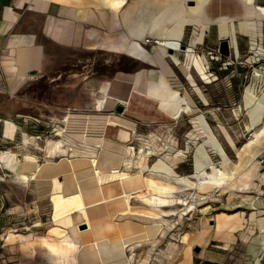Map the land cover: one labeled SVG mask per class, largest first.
Here are the masks:
<instances>
[{"label": "bare ground", "instance_id": "1", "mask_svg": "<svg viewBox=\"0 0 264 264\" xmlns=\"http://www.w3.org/2000/svg\"><path fill=\"white\" fill-rule=\"evenodd\" d=\"M82 1L85 3L83 8L68 13L73 12L72 16L81 21L108 28L106 32H97V35L89 32L88 47L105 49L112 54H127L160 69L144 68L137 73L120 71L111 82L100 87L101 97L95 102V109L104 115L97 120L101 125L98 129L99 142L94 146L88 145L87 140L92 131L89 124H86L81 137L82 149L74 154L77 158H66L68 165L74 168L72 175L76 176L80 171L82 177L76 181V190L67 194L62 192L59 181H54L53 192L48 198L51 207L48 236L54 241L61 240L69 245L78 235L83 244L81 254L86 264H163V258L174 259L180 252L183 257H187L197 238L195 233L189 231L172 233L165 249L159 248V254L155 258L149 259L146 256L142 259L133 254L128 255V242L132 239L124 238L128 234L126 226H121L114 219L119 216L143 222L136 227L137 232L142 233L136 235L130 248L155 241L161 234L172 231L171 217L178 216L181 221L184 216L192 217L203 206L202 201L211 191L228 193L230 197L248 202L251 199L247 193L260 189L257 180L262 181L263 177L260 167L264 160V84L260 96L256 95L251 86L244 94V107L249 118L247 128L252 132L253 139L243 149H239L226 129L221 127L238 157V162L234 163L205 116H195V103L191 95L188 92L182 94L176 89L179 78L167 57L170 51L184 53L183 64L179 63L176 56L173 59L181 64L180 69L207 102L197 85L193 69L207 83L211 82L210 74L207 73L204 61L196 56L195 47L204 42L210 26L217 24L220 40L229 42L230 49L237 57L240 55L237 31L250 38L251 52L263 56L264 47L260 45L258 38L261 33L259 22L264 19V7L257 6L255 0H228L233 5L231 10H219V13L214 14L212 5L215 0ZM9 12L13 13L11 10ZM236 22H239L238 27ZM61 23H49L46 33L59 42H70L77 32L73 28L74 23ZM187 26H192L194 32L184 50L183 40ZM148 34L158 44L152 53L144 47ZM256 73V79L264 83L260 71L257 70ZM119 107L124 112L117 113ZM183 113L195 116L192 119L194 129L189 133V141L195 146L193 175L178 174L176 169L186 159V152L172 145L168 146L169 154L150 168L146 157L157 146L154 136L142 143L139 160L134 162L136 122L148 126L171 127ZM236 115L238 116L237 112ZM74 118L77 117L71 114L66 116L65 127L57 130L56 136L60 139H52L47 144L50 156L66 155L69 150L77 152L78 143L68 136L70 121ZM85 119L86 123L91 120L89 116ZM14 131L15 127L6 123V134L13 136ZM38 140L39 136L24 135V144L36 145ZM199 140L203 143L199 144ZM146 144L148 148H145ZM99 152L109 154L104 162L106 167L99 161ZM216 156L222 159L218 165L213 163ZM20 165L24 169L34 165L37 171L21 173L18 170ZM55 166V161L50 157H46L43 165L37 166L35 154L27 153L21 159L19 152H0V167L11 173L15 182L22 185L45 176V170ZM134 199L142 203V211L133 207ZM100 205H105L112 214L103 219L93 218L91 208H99ZM20 209L17 207L15 210ZM76 218H82L83 222L76 225ZM259 224L261 231L264 230V220H260ZM111 238L115 240L111 241ZM13 239L14 236L10 234L7 241L12 243ZM262 247L264 250V242ZM110 249L117 250L116 254L110 253Z\"/></svg>", "mask_w": 264, "mask_h": 264}, {"label": "rangeland", "instance_id": "2", "mask_svg": "<svg viewBox=\"0 0 264 264\" xmlns=\"http://www.w3.org/2000/svg\"><path fill=\"white\" fill-rule=\"evenodd\" d=\"M231 7L233 5L228 0H215L212 10L216 14L219 13V10L230 11ZM37 22L41 26L42 23ZM238 24L236 23V25ZM193 32L194 28L187 26L183 40L184 50L187 49L190 43L188 41ZM206 33L204 42L198 44L194 50L196 56L204 61L211 82L207 83L202 80L194 69L193 75L207 102L196 92L195 87L180 69L181 64L176 63L173 59L176 56L179 63L183 64L185 61L184 53L179 52L177 54L170 51L167 60L179 78V81L176 82V89L182 94L188 92L191 95L195 103V116H205L225 152L236 163L238 162L236 152L229 144L221 127L226 129L239 149H243L253 139L252 132L247 128L249 118L244 107V94L246 89L251 86L256 95H261L264 83L262 80L256 79V71L259 70L261 77H264V55L251 52L247 39V41L241 42L238 57L232 49H230V56H224L220 53L222 41L219 39L218 26L212 25ZM39 41L46 48L44 69L39 74L30 73L32 76L25 82L19 93V99L15 100L13 107L16 111L14 115H27L38 121L37 124L23 130L30 135L39 136L41 145L48 138L60 139L56 136L57 130L65 127L64 120L66 116L70 115L69 113L95 115L97 113L95 102L97 98L101 97L100 87L111 82L118 72L137 73L144 68L160 69L127 54H112L105 49H91L87 45L81 48H62L48 40L43 34H39ZM145 43L144 47L151 53L158 46L157 41L149 34L146 36ZM117 113H119L118 110ZM195 116L183 113L176 124L171 127L165 126V128L136 122L137 137L134 142L136 153L134 162L139 160L138 156L142 143H146L151 136H154L157 146L152 152L147 153L146 162L148 166L152 168L159 159L169 154L168 146L172 145L186 152V159L179 164V168L176 170L178 174L182 176L193 175L195 172V146L193 142L189 141V133L194 129L192 119ZM198 143L202 144L203 142L199 140ZM1 144V151H3L4 146L5 148L10 147L12 153H17L21 145V135L11 142L4 139ZM30 148L32 149V147ZM145 148H148L147 144ZM37 152L40 157L39 161L44 163V154ZM56 161L58 162V160ZM220 162H222L220 156L213 158V163L218 165ZM134 167L137 168V166ZM260 174L263 176L262 181L257 180L260 189L247 193L251 199L248 202L234 196L230 197L228 193L220 194L217 191H211L206 195L207 198L202 201L203 206L199 207L192 217L190 215L184 216L182 221L179 220L178 216L171 217L172 231L166 232L165 235L161 234L155 241L130 247L128 255H135L136 258L142 257V259L146 256L150 257L149 259L155 258L159 254V248L165 249L172 233L176 231L179 233L188 232L193 223L203 217V213H209L207 216L211 219H218L220 215L227 217L222 219H264V160L260 167ZM2 204H5L2 213L6 214L10 210L11 215H8V218H14L12 224L15 226L10 225L9 228L13 227L12 230H17L18 233L27 238L48 235V226L51 221V207L48 200L36 189L35 183L19 184L15 182L11 173L0 167V210ZM132 205L137 210H143L141 208L142 203L138 199H134ZM17 207H20L21 211L15 210ZM36 225H40V227H36ZM261 232L263 233L264 230ZM255 234H259V232L257 231ZM256 241L261 250L264 251L262 247L264 236L261 235ZM249 244L239 240L229 248L228 253L233 256L230 264H245L244 255L249 249ZM1 251L6 252L5 255L8 257L11 255L4 248ZM41 257L43 258V256ZM173 258L175 259V257ZM174 259L163 258V264H171Z\"/></svg>", "mask_w": 264, "mask_h": 264}, {"label": "crops", "instance_id": "3", "mask_svg": "<svg viewBox=\"0 0 264 264\" xmlns=\"http://www.w3.org/2000/svg\"><path fill=\"white\" fill-rule=\"evenodd\" d=\"M72 1L0 0V142L6 138L15 139L21 135V146H19L18 151L21 159L27 153L35 154L37 156V166L38 164L41 166L43 163L39 161L40 157L37 152L39 151L44 154L45 159L46 157H50L55 161V167H49L45 170V176L38 177L33 181L36 189L47 200L53 192L55 180H58L61 184V190L64 194L76 190V181L81 179L82 173L77 170L76 176H73L74 168L68 165L69 163H67L66 158H77L74 154H78L82 149L81 137L84 133L83 128L87 126L86 124H89L88 126L92 131L87 140L88 145L94 146L98 144L100 139L98 129H100L101 125L97 120L104 117L103 113L97 110L95 115L70 113L74 117H77L73 121H70L68 128V136L78 143L77 152L73 153L69 150L66 155L56 154L50 156L48 154L47 144L53 138L46 139L43 145H41L39 140L36 145L24 144V135H36H30L23 129L37 124L38 121L27 115H14L16 111L13 105L15 100L19 99V93L25 82L32 76L30 73H41L46 63V48L39 41V34H43L48 40H51L59 47L81 48L84 45L88 46L89 32L97 35V32L102 33L108 30V28L98 26L97 24L74 18L72 16L73 12L83 8L85 3L82 0ZM255 3L257 6L264 7V0H255ZM9 10L13 13H10ZM70 11H73L72 14L68 13ZM37 21L42 23L41 26L38 25ZM56 21H61V24L66 21H72L74 23L73 28L75 32L77 31V34L75 33V36L70 42L64 43L56 41L46 33L47 25ZM263 21L264 19H261L259 22L261 33L258 40L260 45L264 47ZM236 26L238 27L239 24ZM247 39L249 48H251L250 38L240 31H237L239 52L240 45H242L241 42L244 40L247 41ZM86 116L91 118L89 123L85 121ZM6 123L15 127L13 136L6 134ZM108 156V153L99 152V161L104 167H106V163L104 162ZM117 159L119 160V157ZM35 167L32 165L24 169L20 165V169L18 168V170L21 173H33L35 170L37 171ZM4 208L5 204H2L0 210V264H86L85 258L81 254L83 244L80 243L78 235L74 238L73 243L69 245L63 243L61 240L54 241L48 235L27 238L25 235L18 233L17 230H12L15 226V224H12V219L14 218H8V215H11L10 210L6 213L7 215L3 214L2 211ZM90 214L95 219H103L112 213H109L105 205H100L99 208H91ZM207 215L209 213H203V217L193 223L191 229L188 230L197 236L188 256L183 257L180 252L175 256L174 262L171 264H230L233 256L228 253V250L239 240L243 243H250L248 246L249 249L246 250V254L244 255L245 264H264V251L261 250L259 243L256 241L261 235L264 236V232H261L259 224L260 220L264 219H222L225 217L224 215H220L218 219H211ZM114 220L121 226H126L128 234L124 238L127 240L132 239V241L128 242L126 252L128 254L129 245L134 243V239L137 238L136 235L142 233L137 232L136 227H139L143 222L136 218H119V216ZM74 221L76 225L83 222L82 218H76ZM10 225H13V227L9 228ZM257 231L259 234H255ZM10 234L14 236L12 243L7 241ZM110 240L114 241L115 239L111 238ZM3 248L11 253L9 257L5 255L6 252L1 251ZM110 250V253L116 254L117 252L114 249ZM41 256L45 258V261H43Z\"/></svg>", "mask_w": 264, "mask_h": 264}, {"label": "water", "instance_id": "4", "mask_svg": "<svg viewBox=\"0 0 264 264\" xmlns=\"http://www.w3.org/2000/svg\"><path fill=\"white\" fill-rule=\"evenodd\" d=\"M220 53L224 56H230L231 52H230V46H229V42L227 41H222L221 45H220ZM119 112H123V108L119 107L118 108Z\"/></svg>", "mask_w": 264, "mask_h": 264}, {"label": "built area", "instance_id": "5", "mask_svg": "<svg viewBox=\"0 0 264 264\" xmlns=\"http://www.w3.org/2000/svg\"><path fill=\"white\" fill-rule=\"evenodd\" d=\"M6 140H8V141H10V142H11L12 140L14 141V139H10V138H6ZM6 143H7V142H6ZM0 145H2L1 142H0ZM3 148H4L3 151L0 150V152L12 153V149H11L10 147H8V148L6 147V148H5V147L3 146ZM0 234H1V231H0Z\"/></svg>", "mask_w": 264, "mask_h": 264}]
</instances>
